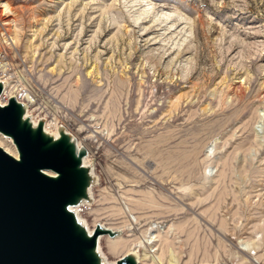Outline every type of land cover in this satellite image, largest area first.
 <instances>
[{
  "label": "rangeland",
  "instance_id": "1",
  "mask_svg": "<svg viewBox=\"0 0 264 264\" xmlns=\"http://www.w3.org/2000/svg\"><path fill=\"white\" fill-rule=\"evenodd\" d=\"M3 1L5 100L87 150L106 260L158 225L140 264H264V0Z\"/></svg>",
  "mask_w": 264,
  "mask_h": 264
},
{
  "label": "water",
  "instance_id": "2",
  "mask_svg": "<svg viewBox=\"0 0 264 264\" xmlns=\"http://www.w3.org/2000/svg\"><path fill=\"white\" fill-rule=\"evenodd\" d=\"M4 82L0 78V96ZM34 123L15 96L0 103V134L16 156L0 146V264H106L99 238L119 236L97 223L88 231L76 209L92 201L96 184L87 150L59 126ZM115 264H138L128 252Z\"/></svg>",
  "mask_w": 264,
  "mask_h": 264
},
{
  "label": "bare ground",
  "instance_id": "3",
  "mask_svg": "<svg viewBox=\"0 0 264 264\" xmlns=\"http://www.w3.org/2000/svg\"><path fill=\"white\" fill-rule=\"evenodd\" d=\"M0 7H3L4 8V10H8V4L5 2V1H3V2H1L0 3ZM1 80H2V78H1ZM3 82H4V89H3V92H2V94H1V96H0V103L1 104H5L6 102H7V100H5V95L7 94V90H9V89H7V88H9V84L8 85H6V81L5 80H2ZM12 95H10V97H11ZM16 97V96H15ZM16 99H17V97H16ZM18 99H20V96L18 97ZM17 99V100H18ZM4 100V101H3ZM20 101V100H19ZM23 102V101H22ZM24 103V102H23ZM25 104V103H24ZM25 106H26V116L28 115V112H27V105L25 104ZM33 121V120H32ZM34 123H36L35 121H33ZM49 124V123H48ZM44 129L46 130V131H48V132H51L50 130H48L47 128H46V124H45V122H44ZM57 130V129H56ZM53 133H54V131H53ZM56 133V132H55ZM4 138H6L5 136H3L2 134H0V145H1V143H2V141H4ZM76 144H77V146L79 147V145H78V143L76 142ZM5 148V147H4ZM3 148V149H4ZM6 149V148H5ZM4 149V150H5ZM5 151H7V152H9V153H11L12 155H14V156H16V152L15 151H12V150H9V149H6ZM84 163L86 164L87 162H86V160H85V158H84ZM91 192V191H90ZM75 210V209H74ZM76 211V210H75ZM76 215H77V212H76ZM77 217L80 219V217L77 215ZM84 221V220H83ZM102 225V224H101ZM85 226L87 227V229H88V231L89 232H91V230L92 229H90L88 226H87V224H85ZM104 226V225H103ZM105 227V226H104ZM150 228V232L147 234V236H145L144 238H142L140 241H138L137 242V244L136 245H133V249L131 250V251H129V252H133L135 255H136V257H137V261H138V264H140L141 263V261L145 258V257H147V255H146V253H142V254H139V252H138V250L140 249V248H145V246H146V244L148 245V244H151L152 242H154L156 239V236H155V232L156 231H160V227H158V225H155V226H152V227H149ZM152 232V233H151ZM154 232V233H153ZM103 237V236H102ZM102 237H100L99 238V242H100V239L102 238ZM98 242V249H99V252L101 253V256H102V258H103V260L105 261V263L106 264H115V261L114 262H109V261H107L106 260V258H105V255H103V253L101 252V249H100V243ZM123 244H125V243H123ZM123 244H122V242H115V241H109L108 242V251L109 252H111V253H115V252H119V250L123 247ZM138 247V249H136ZM138 252V253H137ZM142 256V257H141ZM141 257V258H140ZM158 256H156V258H157Z\"/></svg>",
  "mask_w": 264,
  "mask_h": 264
},
{
  "label": "built area",
  "instance_id": "4",
  "mask_svg": "<svg viewBox=\"0 0 264 264\" xmlns=\"http://www.w3.org/2000/svg\"><path fill=\"white\" fill-rule=\"evenodd\" d=\"M4 101V100H3ZM212 264H222V263H220V262H215V263H212Z\"/></svg>",
  "mask_w": 264,
  "mask_h": 264
}]
</instances>
